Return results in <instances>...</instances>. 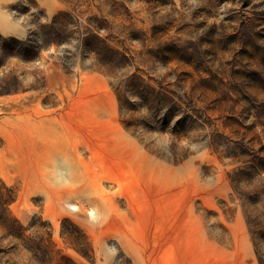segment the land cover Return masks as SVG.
Here are the masks:
<instances>
[{
    "label": "rangeland",
    "instance_id": "374dc122",
    "mask_svg": "<svg viewBox=\"0 0 264 264\" xmlns=\"http://www.w3.org/2000/svg\"><path fill=\"white\" fill-rule=\"evenodd\" d=\"M69 259L264 264V0H0V264Z\"/></svg>",
    "mask_w": 264,
    "mask_h": 264
},
{
    "label": "trees",
    "instance_id": "16d2710c",
    "mask_svg": "<svg viewBox=\"0 0 264 264\" xmlns=\"http://www.w3.org/2000/svg\"><path fill=\"white\" fill-rule=\"evenodd\" d=\"M19 44H21V45H27V44H29V42H27V41H19ZM20 51H22L24 54H31V56H33V58L35 57V56H37V54L39 53L40 54V52L39 51H34V48H33V50L31 49H28V48H24V49H20ZM13 198L11 197V198H9V199H7L8 201H10V200H12ZM4 202H6V199H5V201ZM14 230H16L15 231V235L16 236H18L19 235V233H20V229H19V227H17L16 225L14 226ZM68 263V262H67ZM46 264H48V263H46ZM69 264H72V261H70V259H69Z\"/></svg>",
    "mask_w": 264,
    "mask_h": 264
},
{
    "label": "crops",
    "instance_id": "0c3cea01",
    "mask_svg": "<svg viewBox=\"0 0 264 264\" xmlns=\"http://www.w3.org/2000/svg\"><path fill=\"white\" fill-rule=\"evenodd\" d=\"M239 264H255V263H252V262H246V261H244V262H242V263H239Z\"/></svg>",
    "mask_w": 264,
    "mask_h": 264
}]
</instances>
